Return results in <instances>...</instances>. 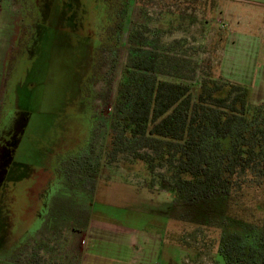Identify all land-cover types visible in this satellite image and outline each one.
<instances>
[{"label": "rangeland", "instance_id": "1", "mask_svg": "<svg viewBox=\"0 0 264 264\" xmlns=\"http://www.w3.org/2000/svg\"><path fill=\"white\" fill-rule=\"evenodd\" d=\"M128 1L118 67L101 71L113 81L110 96L91 102L83 88L103 25L86 14L87 41L79 37L82 26L40 34L37 28L10 61L7 52L19 41L18 11L12 0H0V144L23 131L8 175L2 170L10 150L0 159V184L7 175L0 189V264H226L221 228L201 224V215L211 213L218 222L229 216L231 229L264 226V187L258 189L263 196L253 188L239 204L217 199L187 213L161 187L163 169L148 173L123 153L107 162L133 31H144L171 56L178 69L167 67L163 78L194 85L212 72L226 88H247L253 105L264 109V0ZM106 86L102 81L95 88ZM83 154L90 158L86 166Z\"/></svg>", "mask_w": 264, "mask_h": 264}, {"label": "trees", "instance_id": "2", "mask_svg": "<svg viewBox=\"0 0 264 264\" xmlns=\"http://www.w3.org/2000/svg\"><path fill=\"white\" fill-rule=\"evenodd\" d=\"M118 1L122 20L115 26L117 32L106 33L107 40L95 50L94 82L103 80L108 87L95 100H108L113 82L108 73L101 77V71L108 67L112 74L118 67L119 39L129 5L128 0ZM144 34L136 30L128 36V61L115 97L107 162L123 153L143 162L148 173L163 169L158 173L161 187L174 195L175 202L184 203L187 213L199 203L211 205L229 198L239 204L249 199L250 189L264 187V109L253 105L247 88L234 83L226 88L212 72L194 85L163 78L166 68L174 66L172 58ZM88 156L83 154V163ZM200 219L201 224L221 228L220 255L226 264L236 259L241 264H264L261 223L250 228L236 223L231 229L229 216L218 222L205 213Z\"/></svg>", "mask_w": 264, "mask_h": 264}, {"label": "flooded vegetation", "instance_id": "3", "mask_svg": "<svg viewBox=\"0 0 264 264\" xmlns=\"http://www.w3.org/2000/svg\"><path fill=\"white\" fill-rule=\"evenodd\" d=\"M103 0H12V3L15 5V10L18 11V14L16 13V20L18 21V28L15 36L19 37L18 46H12L10 50L7 52V60L11 58L10 61L13 60L12 54L14 55V52L16 49L22 48L23 40L25 38H29L31 35L34 34V31L39 28V34L43 31H49V29H61V30H79L80 26H82V34L79 37H82L83 39H86L87 41V32L90 30V27L88 28L86 19V14L90 15L93 18L97 19L99 24L103 25V29H100V32L95 33V37L99 38V44L97 45V48L93 49V58L92 63L93 67L95 64V50L100 48L103 44V41L105 42L106 39V33L110 32H117L116 25L119 26L121 18V4L117 0H106V4L102 6ZM84 2V3H83ZM103 8V11L101 10ZM83 12V20L81 23V19L79 18V13ZM126 15V13H125ZM125 17V16H124ZM89 25V24H88ZM105 26V27H104ZM124 28V26H123ZM66 30V31H68ZM92 31V30H91ZM123 32V29L121 30V33ZM15 33V32H14ZM93 34V33H92ZM35 36V34H34ZM20 39H22L20 41ZM120 40V39H119ZM111 42V41H110ZM96 47V46H95ZM10 57V58H9ZM6 62V61H5ZM94 68L92 69V73L90 74V77L87 79V86L86 88H83V91L85 93V97L88 96L90 99L89 101L92 102V98L96 96V94L100 91H98L95 86L102 82L103 80L99 82H94V78L96 77L93 73ZM92 76L94 78H92ZM97 100V99H96ZM92 106V103H91ZM95 111V108L92 107ZM97 112H95V117L91 123V137L88 142L87 148H89V144H91V140L94 138V125L96 123L97 119ZM92 117V118H93ZM28 121V115L26 117V120L24 124H26ZM17 134V132L15 133ZM14 134V135H15ZM23 136V131L18 132L17 135L14 136V138L11 140V137L3 141L2 144H0V159L2 155H4L3 151L10 150L8 159H6L7 163L4 165V171H7V175L10 172V166L11 161L13 160V156L15 155V152L17 150V147L20 143V140ZM2 142V141H1ZM0 142V143H1ZM10 157L12 159H10ZM5 161V162H6ZM6 172L3 182L0 184V189L2 186H4L6 178H7ZM30 242V240H29ZM28 242V243H29Z\"/></svg>", "mask_w": 264, "mask_h": 264}, {"label": "water", "instance_id": "4", "mask_svg": "<svg viewBox=\"0 0 264 264\" xmlns=\"http://www.w3.org/2000/svg\"><path fill=\"white\" fill-rule=\"evenodd\" d=\"M9 158V157H8ZM10 159H12L11 157H10ZM4 165H5V163H4ZM4 165H3V168H4ZM3 172H4V169L2 170Z\"/></svg>", "mask_w": 264, "mask_h": 264}]
</instances>
